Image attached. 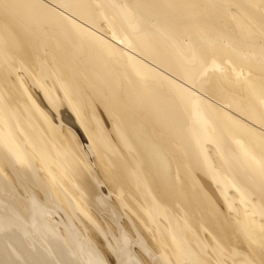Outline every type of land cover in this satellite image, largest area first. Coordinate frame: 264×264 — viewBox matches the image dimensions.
I'll use <instances>...</instances> for the list:
<instances>
[{
  "label": "bare ground",
  "instance_id": "obj_1",
  "mask_svg": "<svg viewBox=\"0 0 264 264\" xmlns=\"http://www.w3.org/2000/svg\"><path fill=\"white\" fill-rule=\"evenodd\" d=\"M0 264H264V0H0Z\"/></svg>",
  "mask_w": 264,
  "mask_h": 264
},
{
  "label": "rangeland",
  "instance_id": "obj_2",
  "mask_svg": "<svg viewBox=\"0 0 264 264\" xmlns=\"http://www.w3.org/2000/svg\"><path fill=\"white\" fill-rule=\"evenodd\" d=\"M75 221L77 222V224L75 223ZM74 221V223H75V225H77V227H79V226H81V225H79V224H81L79 221H77V220H75ZM110 221V220H109ZM78 222H79V224H78ZM110 224H112V222H110ZM113 225V224H112Z\"/></svg>",
  "mask_w": 264,
  "mask_h": 264
}]
</instances>
